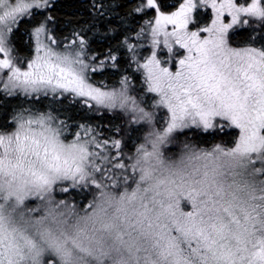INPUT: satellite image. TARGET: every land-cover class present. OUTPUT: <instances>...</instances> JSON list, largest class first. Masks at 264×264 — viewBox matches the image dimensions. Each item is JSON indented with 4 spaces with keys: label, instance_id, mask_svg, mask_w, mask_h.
Instances as JSON below:
<instances>
[{
    "label": "snow or ice",
    "instance_id": "1",
    "mask_svg": "<svg viewBox=\"0 0 264 264\" xmlns=\"http://www.w3.org/2000/svg\"><path fill=\"white\" fill-rule=\"evenodd\" d=\"M67 8L0 0V264H264V0Z\"/></svg>",
    "mask_w": 264,
    "mask_h": 264
},
{
    "label": "trees",
    "instance_id": "2",
    "mask_svg": "<svg viewBox=\"0 0 264 264\" xmlns=\"http://www.w3.org/2000/svg\"><path fill=\"white\" fill-rule=\"evenodd\" d=\"M64 2L68 5V8L67 10L68 11H72V5L74 3V0H64ZM95 119H100L99 117H95ZM101 122H104V121H101Z\"/></svg>",
    "mask_w": 264,
    "mask_h": 264
}]
</instances>
